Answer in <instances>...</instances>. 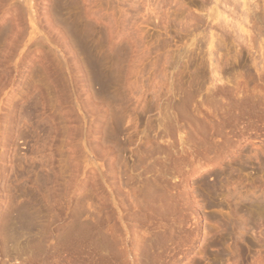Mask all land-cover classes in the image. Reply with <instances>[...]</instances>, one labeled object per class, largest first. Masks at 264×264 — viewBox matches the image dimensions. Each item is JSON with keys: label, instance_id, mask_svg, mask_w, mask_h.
<instances>
[{"label": "rangeland", "instance_id": "rangeland-1", "mask_svg": "<svg viewBox=\"0 0 264 264\" xmlns=\"http://www.w3.org/2000/svg\"><path fill=\"white\" fill-rule=\"evenodd\" d=\"M55 1L76 40L51 0H0V213L41 195L50 237L0 244V264H264V215L237 197L264 199V0Z\"/></svg>", "mask_w": 264, "mask_h": 264}, {"label": "bare ground", "instance_id": "bare-ground-1", "mask_svg": "<svg viewBox=\"0 0 264 264\" xmlns=\"http://www.w3.org/2000/svg\"><path fill=\"white\" fill-rule=\"evenodd\" d=\"M24 1H26L25 4H27V7H28V8H27V9H28L27 11H29V0H24ZM31 1H32V0H31ZM51 1H52V4L49 5V6L51 7V10H49V11H51V12L54 14L55 17H54L53 15H51L52 13H51L50 15L54 17V19H55V21H56L57 24L55 23V21H53V23H55L57 26H58V25L61 26L62 29H61V28H59V29H61L63 32H65V34H66L67 36H70V38H72V39L75 38V40H76V36H75V34H74V31H75L74 20L72 19L71 14L69 13V15H68L67 17H63V16L61 15V13H60V7H59V5L57 4V2H56L55 0H51ZM212 1H213V0H212ZM214 1H215V0H214ZM235 1H238V0H235ZM246 1H247V0H246ZM246 1H245V2H246ZM71 2H72V0H71ZM71 2H70V3H71ZM216 2H218V0H216ZM239 2H240V1H239ZM245 2H243V3H245ZM67 3H68V2H67ZM70 3H69V4H70ZM208 3H209V1H208ZM246 4H247V3H246ZM247 5H248V4H247ZM253 5H254V4H253ZM249 9H251V8H249ZM49 11H48V12H49ZM29 12H30V11H29ZM29 12H28V13H29ZM68 12H70V9L68 10ZM242 12H243V11H242ZM245 12H246V11H244V13H245ZM252 12H253V11H252ZM218 13H219V11H218ZM249 13H250V12H249ZM249 13H248V14H249ZM28 15H29V21H30V22L32 23V25H33V23H34V19L32 18V16H31L30 13H29ZM28 15H27V16H28ZM247 16H248V15H247ZM249 16H250V15H249ZM249 16H248V18H249ZM15 22H16V21H15ZM19 22H20V21H18V23H19ZM16 23H17V22H16ZM21 23H22V22H21ZM196 23H197V22H196ZM12 24H14V23H12ZM22 24H23V23H22ZM55 24H53V25H55ZM197 24H198V23H197ZM7 25H8V24H7ZM24 25H25V24H24ZM14 26H15V25H14ZM16 26H18V25H16ZM36 26H37V25H36ZM10 28H11V26H10ZM13 28H14V27H13ZM16 28H17V27H16ZM30 28H31V27H30ZM20 29H21V28H20ZM33 29H34V26H33ZM197 29H198V28H197ZM17 30H19V26H18V29H17ZM21 30H23V29H21ZM31 30H32V29H31ZM35 30H36V29H34V31H35ZM37 30H39V29H37ZM7 31H9V28H8V27H6V26L3 27V26H1V28H0V35L2 34V36H4L3 34L6 33ZM193 31H194V28H193ZM204 31H205V30H204ZM18 32H20V31H18ZM23 32H24V31H23ZM23 32H22V33H23ZM29 32H30V30H29ZM29 32H28V33H29ZM36 32H37V31H36ZM12 33H13V34H12ZM12 33H11V34L14 35V32H12ZM30 33H31V35H32V33H34V32H30ZM40 33H41V32H40ZM221 33H222V32H221ZM221 33H220V34H221ZM19 34H21V32H20ZM38 34H39V33H37V35H38ZM222 34H223V33H222ZM12 35L9 34V36H11V37H12ZM15 35H16V32H15ZM22 35H23V34H22ZM35 35H36V34H35ZM35 35H34V36H35ZM44 35L47 36V37H44V36H42V34H41V36L43 37V39L46 38V40L44 39L45 41H49V42H50V40H51L52 42L55 41L53 38H51L50 35H49L50 37H48V33H47V35H46V34H44ZM214 35H215V34H214ZM214 35H213V36H214ZM216 35H217V34H216ZM17 36H18V35L15 36L16 39H17ZM20 36H21V35H20ZM218 36H219V35H218ZM40 38H41V37H40ZM208 38H209V37H208ZM13 39H15V38H13ZM41 39H42V38H41ZM43 39H42V40H43ZM213 39H214V37H213ZM53 40H54V41H53ZM73 40H74V39H73ZM208 40H209V39H208ZM211 40H212V39H211ZM211 40H210V41H211ZM213 41H214V40H212L211 42H213ZM75 42H76V41H75ZM211 42H210V43H211ZM77 43H78V41H77ZM213 43H214V42H213ZM50 44H51V43H50ZM54 44H55V42H54ZM54 44H53V45H54ZM78 45H79V44H78ZM209 45H210V44H209ZM56 46H57V44H56ZM76 46H77V45H76ZM54 49H55V48H54ZM54 49H53V51H54ZM79 49H80L81 51H83V52L86 54V52H85V50H84V48L82 47L81 44L79 45ZM108 49H110V48H108ZM112 49H113V46H112ZM51 50H52V49H51ZM210 50H211V49H210ZM49 51H50V49H49ZM55 51H56V50H55ZM112 51H113V50H112ZM115 51H116V50H115ZM110 52H111V51H110ZM118 52H119V51H118ZM121 52H123V51H121ZM210 52L213 53V51H210ZM56 53H57V52H56ZM211 53H209V55H210ZM113 54H114V52H113L112 54H110L111 57H112ZM116 54H117V55L120 54V56H123V55H124L123 53H122L123 55H122L121 53H117V51H116ZM212 55H213V54H212ZM118 56H119V55H118ZM86 57H87V59H88V64H89V67H90V70H91V73H92V79L96 80V75H97V73H98V71H97V67H96L95 63H94L91 59H89V57L87 56V54H86ZM113 58H114V55H113ZM112 60H113V59H112ZM112 62L114 63V60H113ZM115 62H116V61H115ZM110 63H111V62H110ZM113 63L111 64L112 66H113ZM58 65H59V64H58ZM109 66H110V65H109ZM115 66H116V64H114L113 67H115ZM113 67H112V68H113ZM117 67H118V66H117ZM117 67H116V70H115V71H117ZM110 68H111V67H110ZM113 69H115V68H113ZM113 69L111 70V73L114 72ZM114 73H116V72H114ZM114 73H113V74H114ZM213 73H214V72H213ZM115 75H116V74H115ZM113 76H114V75H113ZM198 82H200V81H198ZM201 82H202V81H201ZM214 86H215V85H214ZM209 88H210V87H209ZM211 88H212V87H211ZM211 88H210V89H211ZM178 89H179V88H178ZM210 89H209V90H210ZM179 93H180V92H179ZM183 93H184V92H183ZM120 100H121V99H120ZM43 103H45V102H43ZM179 104H180V103H179ZM181 104L183 105V103H181ZM32 106H33V105H32ZM32 106H30V108H31ZM176 106L178 107L179 112H181V111H180V108H179V105H176ZM180 106H181V105H180ZM185 106H186V104H184V107H185ZM167 107H168V106H167ZM177 107H175L174 109H177ZM30 108H29V109H30ZM181 108H183V107H181ZM14 109H15V108H14ZM29 109H28V110H29ZM33 109H34V108H33ZM178 109H177V110H178ZM186 109H187V108H186ZM30 110H31V109H30ZM30 110H29V111H30ZM181 110H182V109H181ZM15 111H16V110H15ZM24 111H25V110H24ZM31 111H32V110H31ZM33 111H34V110H33ZM33 111H32L31 113H33ZM184 111H185V109H184ZM13 112H14V111H13ZM20 112H21V111H20ZM25 112H27V111H25ZM25 112H23V113H25ZM170 112H171V111H170ZM179 112H177V113H179ZM185 112H186V111H185ZM172 113H174V112L172 111ZM175 113H176V110H175ZM15 114H16V113H15ZM169 114H170V113H169ZM179 114H180V113H179ZM27 115H28V114H27ZM27 115H26V116H27ZM15 116H16V115H15ZM17 116H18V115H17ZM17 116H16V117H17ZM28 116H29V115H28ZM28 116H27V118H28ZM174 116H175V114H174ZM176 116H177V114H176ZM22 117H23L24 120H25L24 114L22 115ZM29 117H30V116H29ZM11 118H12V117H11ZM27 118H26V119H27ZM8 119H10V116H9ZM14 119H15V118H14ZM11 120H12V119H10V123H11ZM27 120H28V119H27ZM14 121H15V120H14ZM197 126L199 127V125H197ZM198 127H197V128H198ZM197 128H196V129H197ZM203 129H204V128H203ZM199 131H201V133H202V131H203L202 128H201V130H199ZM199 131H198V132H199ZM198 132H196V133H198ZM203 132H204V131H203ZM204 133H205V132H204ZM198 134H199V133H198ZM202 134H203V133H202ZM198 136H199V135H198ZM203 136H205V135H203ZM203 136H202V137H203ZM105 137H106V136H104V140H105ZM200 137H201V136H200ZM200 137H199V138H200ZM200 139H201V138H200ZM202 139H204V138H202ZM204 140H205V139H204ZM105 141H107V139H106ZM205 141H206V140H205ZM217 147H218V146H217ZM219 147H220V146H219ZM216 149H218V148H216ZM223 149H224V148H223ZM218 150H219V149H218ZM219 151H220V150H219ZM225 151H226V150H225ZM229 151H230V150H229ZM205 153H206V152H205ZM213 153H214V152H213ZM221 153H222V152H221ZM221 153H220L219 155L222 157ZM207 154H208V153H207ZM214 154H215V153H214ZM206 156H207V155H206ZM217 156H218V155H217ZM207 157H208V156H207ZM209 157H210V156H209ZM214 157H216V155L213 156V159H215ZM223 157H224V156H223ZM211 158H212V157H211ZM211 158H210V159H211ZM225 158H226V157H225ZM207 159H208V158H207ZM221 159H222V158H221ZM208 160H209V159H208ZM208 160H207V161H208ZM217 160H219V158H217ZM212 161H213V160H212ZM214 162H216V161H214ZM218 172H219V171H218ZM222 172L224 173V171H221V173H222ZM142 173H144V170L142 171ZM142 173H140V174H142ZM138 174H139V173H138ZM140 174H139V176H140ZM214 174H215V176H214V178H215L216 176L218 177L220 173H215V172H214ZM227 174H229V173H227ZM227 174H226V175H227ZM222 175H223V174H222ZM46 177H48V175H47ZM46 177L41 178V179H45ZM49 177H50V176H49ZM217 177H216V178H217ZM216 178H215V179H216ZM219 178H220V177H218V179H219ZM226 178L228 179V178H230V177L228 176V177H226ZM226 178H225V179H226ZM41 179H40V180H41ZM46 179H47L48 181L50 180V179H48V178H46ZM232 179H233V178H231L230 180H232ZM144 180L147 181V182L150 181V180H148V179H144ZM228 180H229V179H228ZM228 180H225L223 183H227V184H228V182H227ZM233 180H234V179H233ZM45 181H46V180H45ZM45 181H44V183L42 182L44 185H45ZM48 181H47V183H48ZM142 182H144V181L142 180ZM142 182H141V183H142ZM147 182H146V183H147ZM207 182H208V181H207ZM207 182L205 181V183H207ZM229 182H231V181H229ZM237 182H238V181H237ZM40 183H41V182H40ZM40 183H39V185H40ZM146 183H142V184L145 186ZM162 183H164V182H162ZM162 183H161L160 185H162ZM219 183H220V182H219ZM232 183H233V182H232ZM152 184H153V186H154V184H156V183L151 182V184H149V185H152ZM208 184H209V182H208ZM216 184H218V183H217V179H216V183H215L214 185H216ZM234 184H235V183H234ZM47 185H48V184H47ZM143 185H141V186H143ZM156 185H157V184H156ZM156 185H155V186H156ZM160 185H159V186H160ZM211 185H212L211 183L208 185V186H210V187H209L210 190L208 191V189H205V191L207 190V191L209 192V194H210V192H211V193H213L214 195H219V194H216V192H217L218 190H220L219 187H220L221 185H222V187H223V184H221L220 186H219V185H218V186L216 185V186L218 187V189L216 188V186H215V188H214V186H213V185L211 186ZM229 185H230V184H229ZM229 185H227L226 188H227ZM40 186H43V185H40ZM113 186H115V185H113ZM141 186H140V187H141ZM147 186H148V185H147ZM153 186H152V189H154ZM157 186H158V185H157ZM157 186H156V187H157ZM162 186H163V185H162ZM165 186H166V185H165ZM204 186H206V185H204ZM208 186H207V187H208ZM224 186H225V185H224ZM236 186H237V185H236ZM43 187H44V186H43ZM140 187H139V188H140ZM149 187H151V186H148V188H144V187H143L142 189H143V191H144V189H145V191H146V189H149ZM156 187H155V188H156ZM160 187H161V186H160ZM207 187H205V188H207ZM229 187H230V186H229ZM233 187H235V185H234V186L232 185V188H231L230 190H232ZM0 188H1V187H0ZM46 188L48 189L49 187H46ZM46 188H45V189H46ZM135 188H136V187H135ZM135 188H133V189H134L133 192L135 191ZM162 188H165V187H162ZM220 188H221V187H220ZM223 188H225V187H223ZM223 188H222V189H223ZM40 189H41V187H40ZM40 189H39V190H40ZM1 190H3V189H1ZM48 190H49V189H48ZM48 190H47V191H48ZM158 190H159V188H158ZM216 190H217V191H216ZM223 190H224V189H223ZM235 190H236V188H235ZM235 190H234V192H237V195H238V192H239L240 190H239V189H237L238 191H237V190L235 191ZM136 191H137V189H136ZM141 191H142V190H141ZM141 191H139V192H141ZM147 191H148V190H147ZM149 191L153 192V190H151V188H150ZM149 191H148V192H149ZM154 191H155V190H154ZM162 191H163V190H162ZM162 191H161V192H162ZM207 191H206V192H207ZM221 191H222V190H221ZM226 191H227V189L224 190V192H226ZM45 192H46V191H45ZM50 192H51V191H50ZM50 192H48L47 195H48ZM155 192H156V191H155ZM161 192L159 191V193H161ZM208 192H207V193H208ZM228 192H229V191H228ZM231 192L233 193L232 196H231V195H228V196H227V194H228L227 192H226L227 194L225 193L226 195H225L223 192H222V194H220V195H223V194H224V195L227 196V197L233 198L235 193H234L233 191H230V193H231ZM0 193L2 194V192H0ZM145 193H147V192H145ZM218 193H219V191H218ZM240 193L242 194V191H241ZM240 193H239V195H240ZM246 193L248 194L247 191H246V192L244 191L243 194H246ZM17 194H18V192H17ZM135 194H136V193H135ZM135 194H131V195H135ZM143 194H144V192H143ZM143 194H142V195H143ZM147 194H149V193H147ZM161 194H162V193H161ZM185 194H186V193H185ZM185 194H184V196H185ZM247 194H246V195H247ZM252 194H253V196H254V195H255V192L252 193ZM3 195H4V194H3ZM8 195H9V194H8ZM18 195H19V194H18ZM22 195H24V194H22ZM22 195H19V196H22ZM25 195H26V194H25ZM35 195H37V194H35ZM38 195H39V194H38ZM44 195H46V193H45ZM49 195H50V194H49ZM49 195H48V196H49ZM136 195H137V194H136ZM139 195H141V194H139ZM149 195H150V194H149ZM153 195H155V194L153 193ZM153 195H151V196H152V198L154 199ZM157 195H158V193H157ZM237 195L235 194V197H236ZM246 195H243V196H237V197H238V199L241 197L240 199H241L242 203H244V204H245V203H249V204H250V207H253V208H252V209L249 208L250 211H248V207H249V206L247 207L246 205H249V204H246L245 206L247 207V209H246V207H245V209H246V211H248V212L246 213V211H243L244 209L241 210V206H240V205H242V204H238L239 209H240L241 211L245 212L246 215H248L249 212H251V210H253L252 212H255L254 214H256V216H257V215H258L259 217H260V215L263 216V215H264V211H263L264 208H262V206H263L264 204L262 205V203H263L262 200L264 201V199L262 198V196H261V198L259 199V201H261V203L258 202V200H255L257 203L254 204L253 202H255V201H253V202H252L253 204H251V202H249V200H250L249 198H250L251 193L247 195V196H249V198H247ZM0 196H2V195H0ZM11 196H12V195H11ZM13 196L15 197L14 194H13ZM16 196H17V195H16ZM27 196H29V197L31 196V197H32V194H30V195L28 194ZM33 196H34V195H33ZM155 196H156V195H155ZM179 196H180V195H179ZM179 196H178V197H179ZM181 196H183V193H182ZM188 196H190V195L188 194ZM188 196H187V197H188ZM209 196H210V195H209ZM225 196H224V197H225ZM253 196L251 195V197H253ZM4 197H5V195H4ZM6 197H7V196H6ZM9 197H10V195H9ZM34 197H35V196H34ZM34 197H33V199H32V198L26 199L27 197L25 198V196L22 197V198H24V199H21V197H19V199H21V200H18V201H16V200L18 199V197H17V198L15 197V198H16V199H15L16 202L13 201V200H14L13 197H10V201L12 200L11 198H13L12 201L15 202V203H13V202L11 203V202L9 201L11 204L8 202V199H7L6 202H8L7 204H10V205L5 206V208H6V207H9V208H6V213H5V212H2V211H4V208H3V210L1 211V213H3V215H4V218H3V219H4V222H3V221H1V222H3V223H4L3 225L5 226V227L3 226V237L1 236V238H0V244H1V245L4 246V244L6 245V244L9 243V244H8V245H9L8 247L11 246L10 248H12V246H14V248H15L16 245H19V246H21L20 248H22L25 244L28 245V244H30V243H33V245H36V244H34V241L36 240V238H39V237H40L41 241H42L43 239H44V241L49 240L50 237H48V236H50L51 233H50V235H48V233H47V234L44 233V235H47V237H48V239L46 238L47 240H45V238H44V237H46V236H42L43 231L46 230V229H42V228H45L46 226H48V225H47L48 223L46 224V226H45V223H44V221L46 222V219H47V216H46L47 213H46V215L44 214L45 216L43 215V217H45V220L43 219L44 221H42V218H43V217L41 218V213H42L43 211H42V209H41V207H40V209H41L40 211H42V212L40 213V211H39V207H38V206H39L38 201L40 200V198H41L42 196L40 195V198L36 197V199H34ZM143 197H144V198H143ZM143 197H141L143 200H145V199H146V200H149V198H147V197H150V196H146V195L144 194ZM145 197H146V198H145ZM159 197H160V196H159ZM159 197H158V198H159ZM164 197H165V196H164ZM164 197H162V198H163L162 200H164ZM178 197H175V198H178ZM187 197H186V196L183 197V198L181 197V198H182L181 201H182L183 199L187 198ZM191 197H192V196H191ZM213 197H214V196H213ZM227 197H226V198H227ZM254 197H256V196H254ZM0 198H1V197H0ZM129 198L132 199V196L129 197ZM133 198H134L135 204L138 203V202H136V201H138V200L135 198V196H134ZM152 198H150V201H152ZM156 198H157V196H156ZM156 198H155V199H156ZM165 198L167 199V197H165ZM169 198H171V197H169ZM230 198H229V199H230ZM257 198H259V195L256 197V199H257ZM1 199H2V198H1ZM37 199H39V200L37 201ZM135 199H136V200H135ZM160 199H161V198H160ZM166 199H165V200H166ZM171 199H172V198H171ZM173 199H174V198H173ZM173 199H172V200H173ZM238 199H236V201H238ZM240 199H239V200H240ZM248 199H249V200H248ZM45 200H46V199H45ZM48 200H49V199H47L46 201H48ZM52 200H54V199H52ZM132 200H133V199H132ZM162 200H160V201H162ZM169 200H170V199H169ZM179 200H180V198L176 199L177 203L180 202ZM186 200H188V199H186ZM207 200H208V199H207ZM225 200H227V202H229V201H228V198L225 199ZM230 200H232V199H230ZM251 200H253V199L251 198ZM0 201H1V200H0ZM42 201H43V200H42ZM139 201H140V200H139ZM150 201H149V202H150ZM156 201H157L158 204H159V200L156 199L155 202H156ZM184 201H185V200H184ZM184 201H182V202H184ZM189 201H191V200H190V197H189ZM210 201H211V200H210ZM232 201H233V200H232ZM236 201L234 200V203H237ZM247 201H248V202H247ZM3 202H4V200H3ZM3 202H2V204H3ZM39 202H41V201H39ZM43 202H44V201H43ZM126 202H129V200L126 201ZM131 202H132V201L130 200V203H131ZM143 202H144V201H143ZM145 202H146V201H145ZM153 202H154V201H153ZM153 202H151V203L153 204ZM163 202H165V201H163ZM169 202H170V201H169ZM44 203H45V202H44ZM52 203H53V202H52ZM55 203H56V202H55ZM120 203H122V202H120ZM133 203H134V202H133ZM133 203H131V205H133ZM140 203H141V204H140ZM140 203H138L139 206H140V207H143V203H142V202H140ZM147 203H148V202H147ZM191 203H192V202H191ZM212 203H213V202H212ZM231 203H232V202H230L229 204H231ZM239 203H241V202H239ZM40 204H41V203H40ZM53 204H54V203H53ZM56 204H57V203H56ZM124 204H125V203H123V205H124ZM128 204H129V203H128ZM155 204H157V203H155ZM168 204L170 205L171 202L168 203ZM168 204H167V205H168ZM174 204L176 205V203L173 202V207H175V209H176V206H174ZM180 204H181V203H180ZM182 204H183V203H182ZM182 204H181V205H182ZM207 204H208V203H207ZM244 204H243V206H244ZM4 205H6V204H4ZM77 205H78V204H77ZM114 205H115V204H114ZM131 205H129V206H131ZM136 205H137V204H136ZM141 205H142V206H141ZM147 205H149V204H146V206H147ZM160 205H161V203H160ZM163 205H165V204L162 203V206H161V207H164ZM169 205H168V206H169ZM178 205H179V204H178ZM212 205H213V204H212ZM234 205H235V206H234L235 208L238 207V206H236V204H234ZM43 206H44V205H43ZM144 206H145V205H144ZM146 206L143 207V208L147 211V209L150 208V207L153 206V205H149V206H147V207H148L147 209H146ZM182 206H183V205H182ZM186 206H188V205H186ZM189 206H190V205H189ZM115 207H116V206H115ZM131 207H134V206H131ZM137 207H138V205H137ZM161 207H160V208H161ZM171 207H172V206H171ZM179 207H180V205H179ZM190 207H191V206H190ZM263 207H264V206H263ZM135 208H136V207H135ZM138 208H139V207H138ZM138 208H137V210H136V209H135V210L138 211ZM143 208H142V209H143ZM151 208H152V207H151ZM151 208H150L149 210L155 209L156 207H155V208H152V209H151ZM181 208H183V207H181ZM184 208H185V206H184ZM187 208H188V207H187ZM187 208H186V209H187ZM130 209H132V208H130ZM157 209H158V211L162 210V209L159 210V208H157ZM164 209H165V208H164ZM239 209H238V210H239ZM262 209H263V210H262ZM145 210H144V211H145ZM240 210H239V211H240ZM129 211H130V210H129ZM136 211H134V212H136ZM152 211H153V210H152ZM155 211H156V210H155ZM163 211H164V210L160 211V212H161L160 214L164 213ZM167 211H168V209H167ZM167 211L165 210V212H167ZM193 211H194V210H193ZM234 211H235V210H234ZM239 211H237V209H236L235 213L237 212V214H239L238 216H239V217H242L243 212L240 214V213H238ZM262 211H263V212H262ZM46 212H47V211H46ZM139 212H140V211H138V214H139ZM156 212H157V211H156ZM252 212H251V214H252ZM1 213H0V215H1ZM4 213H5V214H4ZM44 213H45V212H44ZM130 213H133V212H130ZM136 213H137V212H136ZM141 213H142V212H141ZM262 213H263V214H262ZM109 214H110V212H109ZM109 214H108V215H109ZM3 215H1V216H3ZM136 215H137V214H136ZM240 215H241V216H240ZM244 215H245V214H243V217H244ZM109 216H110V215H109ZM109 216H108V219H109ZM234 216H236V214H235ZM238 216H236V217H238ZM248 216H251V215H248ZM252 216L254 217L255 215H252ZM262 216H261V217H262ZM243 217L241 218V220L244 219ZM253 217H252V218H253ZM261 217H260V221H261L262 218H264V217H262V218H261ZM1 218H2V217H1ZM132 218H133V217H132ZM134 218H136V217L134 216ZM138 218H139V215H138ZM234 218H235V217H234ZM257 218H258V217H256V219H257ZM95 219H96V218H95ZM249 219H250V218H249ZM249 219H248V220H249ZM253 219H254V218H253ZM0 220H1V219H0ZM235 220H236V219H235ZM235 220H234V221H235ZM241 220H239V221H241ZM248 220H247V216H246V221H248ZM251 220H252V219H251ZM78 221H79V220H78ZM228 221L232 222L233 219H232V221H231V220H228ZM236 221H238V220H236ZM236 221H235V222H236ZM246 221H245V224H246ZM252 221H253V220H252ZM258 221H259L258 219H257V221H255V219H254L253 222L255 223V222H258ZM47 222H49V221H47ZM97 222H98V221H97ZM242 222H244V221H242ZM242 222H241V223L239 222V223H240V224H243ZM248 222H251V221H248ZM262 222H263V219H262ZM262 222H261V224L264 223V222H263V223H262ZM81 223H82V222H80V224H81ZM93 223H94V222H93ZM93 223H92V224H93ZM226 223H227V222H226ZM41 224H43L45 227H44V226L42 227ZM82 224H83V223H82ZM92 224H91V226H92V228H93V226H95V224H96V221H95V224H93V225H92ZM229 224H232V226H233V225H234V226L236 225V224H234V223H229ZM240 224H239V225H240ZM255 224H256V223H255ZM255 224H254V225H255ZM259 224H260V222H259ZM0 225H1V224H0ZM226 225H227V224H226ZM248 225H249V223H248ZM250 225H251V224H250ZM254 225H253V226H254ZM229 226H230V225H229ZM237 226H238V223H237ZM240 226H241V225H240ZM243 226H244V225H243ZM253 226H252V227H253ZM260 226H261V225H259V227H260ZM0 227H2V226H0ZM223 227H224V226H223ZM238 227H239V226H238ZM238 227L236 228V229H237V233H238ZM246 227H247V225H246ZM256 227H257V225H256ZM92 228H91V230H92ZM230 228H231V226H230ZM94 229H95V228H94ZM96 229H97V225H96ZM232 229H233V228H231V230H232ZM234 229H235V228H234ZM234 229H233V230H234ZM241 229H243V228H240L239 231H240ZM47 230H48V229H47ZM233 230H232V233L234 232ZM245 230H246V229H245ZM1 231H2V230H1ZM48 231H50V230H48ZM48 231H47V232H48ZM75 231H76V230H75ZM75 231H74V232H75ZM97 231H99V230H97ZM242 231H244V230H242ZM242 231H240L239 233H241ZM259 231H260V230H259ZM72 232H73V230H72ZM72 232H71V234H72ZM95 232H96V231H95ZM95 232H94V233H95ZM226 232H227V230H226ZM76 233H78V232L76 231ZM90 233H92V232H90ZM94 233H93V234H94ZM227 233H228V232H227ZM229 233H230V232H229ZM234 233H235V232H234ZM237 233H236V234H237ZM242 233H244V232H242ZM242 233H241V234H242ZM0 234L2 235V233H0ZM73 234H74V233H73ZM73 234H72V235H73ZM79 234H80V232H79ZM79 234H77V236H78ZM93 234H91V235H93ZM97 234H98V233H97ZM94 235H95V234H94ZM111 235H113V234H111ZM238 235H239V234H238ZM41 236L43 237V239L41 238ZM71 237H72V236H71ZM110 237H111V236H109V239H110ZM235 237H236V236H235ZM239 237H240V236H239ZM72 238H74V236H73ZM75 238H77V237H75ZM113 238H114V237H113ZM113 238L110 239V241L114 240ZM40 239H39V241H40ZM37 241H38V240H37ZM110 241H109V242H110ZM35 243H36V242H35ZM37 243H38V242H37ZM39 243H40V242H39ZM39 243H38V244H39ZM43 243H44V242H43ZM49 243H50V242H49ZM49 243H47V244H49ZM38 244H37V245H38ZM47 244H46V245H47ZM26 245H25V246H26ZM31 245H32V244H31ZM40 245H41V243H40ZM49 245H50V244H49ZM49 245H47V246H49ZM29 246H30V245H29ZM41 246H42V245H41ZM44 246H45V244H44L42 247H44ZM47 246H46V247H47ZM26 247H27V246H26ZM26 247H24V248H25V249L29 248V247H27V248H26ZM38 247H40V246L38 245ZM38 247H37V249H38ZM14 248H12V249L15 250L16 248H18V246H17L15 249H14ZM20 248H19V250H20ZM24 248H23V249H24ZM31 248H32V246H31ZM40 248H41V247H40ZM44 248H45V247H44ZM2 249H3V248H2ZM29 249H30V248H29ZM29 249H28V250H29ZM33 249H34V247H33ZM35 249H36V247H35ZM5 250H6V249H5ZM5 250H4L3 252L6 254V252H8V250H7V251H5ZM21 250H22V249H21ZM30 250H32V249H30ZM30 250H29V251H30ZM17 251H18V250H17ZM29 251H28V252H29ZM21 252H22V251H21ZM32 253H33V252H32ZM8 254H9V253H8ZM8 254H6V255H8ZM141 254H143V253H141ZM8 256H9V255H8Z\"/></svg>", "mask_w": 264, "mask_h": 264}]
</instances>
